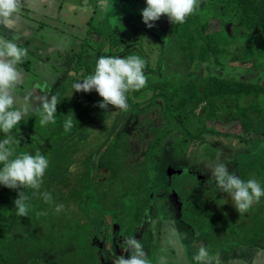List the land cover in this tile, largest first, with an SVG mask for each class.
<instances>
[{"label":"trees","instance_id":"1","mask_svg":"<svg viewBox=\"0 0 264 264\" xmlns=\"http://www.w3.org/2000/svg\"><path fill=\"white\" fill-rule=\"evenodd\" d=\"M230 1L233 6L230 9V13L234 12L236 14L238 24V27L234 29V34L250 31H258L259 34H264V0ZM216 5V0H200L197 15H192L185 23L172 24L170 20L167 21L168 26L165 29H169V32L175 34L177 37L179 34L180 38L190 40L193 49L189 46L190 50L192 49L187 55L189 65L195 61L202 63L209 61L208 57L210 52L218 54L222 51L217 44L229 42V39L223 36L221 29L218 31L213 29L214 25L212 22L219 21L217 19L219 8ZM144 25L119 26L120 31L123 30L122 32L124 34L118 35L112 33L109 35L106 38V43L109 41V51L101 53V55L118 58L136 55L143 60L148 59L147 66L150 65L149 59H153L152 55H154V58L158 60L157 68L162 67L159 64V60L162 64L165 57L163 54L164 48L160 45L158 47L152 45L155 40H161L160 36H158L157 31ZM133 26L137 29L135 30ZM97 31L95 28L92 32L97 33ZM89 34L91 32H88ZM150 38L152 40H149ZM198 46H201V52L198 56L200 59H196V55L193 54L196 53ZM187 47V45L183 46L184 51ZM256 51L257 55L252 59V66L263 69L264 47L259 44L256 47ZM87 52H90L89 46ZM100 57L86 59L87 64L85 65H82L81 62L79 63L76 74L71 75L72 85L70 94L60 95L59 100H57V114L54 124L49 123L46 126H41L39 123L40 115L38 113L26 125L25 129L28 133L20 135V137L23 136L27 141H34L36 144L34 146L35 152H40L49 162H52L54 159L52 154L53 146L57 144H60V146L69 145L71 139L76 140L77 136L85 132L93 133L95 126L101 125V127H104L108 122V112L110 113L111 106L105 111L98 106L102 102V98L95 90L90 93L75 92L76 90L73 87L74 84L83 82L89 75L94 74L96 61ZM193 57L195 59H190ZM91 58H93V54ZM215 63L216 65L221 64L218 60ZM148 73L149 71H144L146 77L149 76ZM145 90L148 92L147 96L149 92L152 93V99L150 97L149 100L154 101L156 98L163 100L160 111L161 125H158L159 129H156L155 132L149 135V148L147 149L145 147L147 151L152 149V154L157 150L156 147H159L165 141H162V139L168 134H171L168 137L176 134V139L172 145L176 150V155L187 154L190 145L193 148H197L203 141L204 136H212V140L232 137L236 139L238 145L253 144L252 141L246 140L247 138L245 136H251L257 131L256 125L259 123L257 121L262 118L260 97L264 95V84L227 79L217 74L208 76L205 83H200L197 79L186 82L165 79L157 83L149 84L145 87ZM127 95L128 103H132L133 98L138 97L137 92H129ZM146 99L143 97V100ZM140 106L138 103V106L133 111H130L131 113L123 114L120 112V117L122 118V121L120 120V130L123 129L129 114L137 116L143 113L145 114L144 121H150L148 120L149 117L146 116L151 112L150 108H140ZM69 118L73 122V127L69 132H65V120ZM211 121L221 123L222 128L235 123L241 132H236L233 135L227 132L224 133V130H217L215 128L216 126L209 127L208 123ZM168 126L171 128L167 133L166 129ZM116 133L117 131L110 141H115ZM20 137L18 135L15 137L17 142L20 141ZM258 141L260 142L261 139ZM117 142H121L115 146L119 153L118 157L124 162L128 161V143L126 139L123 138V140L120 139ZM63 149L62 147L59 150L62 151ZM261 149L247 158L251 164L250 167H245V158L239 157V178L243 181L247 182L249 179H252L249 176L251 171L249 169L253 170L258 165L264 167V148ZM97 150L93 151V155ZM149 156V161L151 162L158 159L157 155L153 154L151 156L149 154ZM89 158L91 159L92 157L88 156V163L85 162V158L84 161H81L79 166L82 168V171L79 173L69 171L72 165V159L68 154H62L59 158L54 159L51 166L52 178H49L48 173L45 172L40 194L34 195V190L32 189L24 190L25 195L28 197L26 203L30 205L29 213L26 217L16 214L14 201L18 198V191L0 187V247L10 233H13L15 237H19L20 241L19 245L11 253L0 250V264H19L17 261L25 262L33 257L45 254L56 255L59 253H62V257L56 258L54 261L56 263H60V259H63L64 264H100L98 250L93 246V239L98 235L96 224L92 217L84 212L82 206V197L88 186L90 187L92 184L87 170L90 164ZM144 158L142 157L139 160ZM109 159L114 161V159ZM81 160L83 159L81 158ZM138 162L141 163L143 160ZM144 164L146 166V163ZM109 168H114L115 173L110 176L111 179L109 177L104 178L95 187L94 193L98 197L97 202L100 205L102 201L105 205L103 212H110L111 216L117 221L120 219L118 217L119 214H133V219L136 221L134 223L135 225L133 224V233L129 234L131 235L130 238L138 239L139 237L141 243L142 241L146 243L148 239H151L153 233L146 227L145 223L147 217L146 212L151 205L148 186L146 184L144 186L143 184L146 181L145 174L138 180L139 177L133 171L132 176H136L134 183L136 184V180H138L140 182L139 185H132L133 188L127 193L121 191L123 193L120 196L121 199L115 200L114 194L111 191V189L114 191V188L111 185L114 182L117 183L118 180L121 185L129 186L131 180L129 178L126 179L124 176L126 166L124 168L122 166L115 167L110 162ZM111 181L113 182L111 183ZM94 184L91 190L94 188ZM19 191H23V189ZM194 191H197L199 196L198 198L193 196L194 199H198V202H192L193 207L191 206L189 208L190 215L188 217L191 221L195 220L194 215L196 213H200L201 209H205V216L203 215V217L210 218L211 222L213 221L215 224V227H212V224L209 222L210 225L206 231L219 235L223 233L226 238L225 241L232 238L235 239L238 235H245L244 237L248 236L247 238L253 247L258 250H264V236L263 238L257 237L260 224L264 225L263 218L259 217L261 222L257 218H252L251 221L253 223L249 221L252 212L256 211L257 208L258 214L264 217V209H261L262 206L264 207V203L260 205L254 203L245 213H239L238 211L235 212L229 209V215L227 214L225 216L223 215L224 210L222 211L221 206H213L206 200L205 196L211 195L209 192L202 191L201 187L197 184ZM44 192L51 194L52 203H45L42 195ZM56 192H61V194L56 196ZM205 193L206 195H204ZM132 196L136 201L128 199V197L131 198ZM87 197H90V194ZM136 203L141 204L138 209L133 207V212L131 210L130 212H126L130 207L129 204ZM58 205H63V209L59 213L55 210ZM213 209L214 211H212ZM224 209H226V206ZM124 221L122 220L118 223L120 229L124 231L123 234H126L129 231L127 232L126 226H122ZM244 225H247V227ZM206 231L204 230L203 232ZM29 232L32 234L22 237L24 233ZM225 232H232V234L229 233L227 237ZM142 238L146 239L142 240ZM69 246L72 247L71 250H68ZM4 254L10 255L5 256ZM32 264H42V262L36 261Z\"/></svg>","mask_w":264,"mask_h":264},{"label":"rangeland","instance_id":"2","mask_svg":"<svg viewBox=\"0 0 264 264\" xmlns=\"http://www.w3.org/2000/svg\"><path fill=\"white\" fill-rule=\"evenodd\" d=\"M90 4L92 5V2ZM90 4H80V19L73 20L77 24L82 22L79 31L77 29H75L76 31H72V29L64 30L62 34L63 40L58 39L57 36H54V39L51 40V36H48V41H52L53 49H60L63 52L66 51L70 53L69 59H64L62 64L54 66L58 68L57 71L54 69L51 71L50 77L52 79L49 80V83H47L51 86V89L49 88L46 90L51 92V95L48 97L49 100L51 97H55L57 101L59 100L60 95L70 94L72 85L71 75L76 74V69L79 63L81 62L82 65H85L87 64L86 59L98 58L103 55H101V53L109 51V41L106 43V38L112 33L118 35L124 34L122 32L123 30L120 31L118 26L127 27L130 25L144 24L141 13L142 10L147 7L146 0H115L112 2L102 1L100 4L102 9L98 8L95 12L92 11ZM216 4V6L219 8V14H217V19L219 21L212 22L214 25L213 29L215 31L221 29L223 31V36L229 39V42L217 44L222 51L218 54L210 52L208 57L209 61L205 63L195 61L193 64L189 65L187 60L189 58L187 55L193 49L190 44L191 42L189 39L180 38L179 34L178 37L175 36V34L169 32V29H164V27L167 25V21L169 20L167 16H162L159 21L154 22V27L151 29L157 31L161 40H155L152 45L155 47H158L159 45L163 46V54L165 57L162 64L159 60V64L162 66L160 68H157L158 60L154 58V55H152L153 59H149L150 65L145 66V68H147L146 70L149 71L146 87L149 84L157 83L158 81L165 79H175L178 82H186L188 80L197 79L200 83H205L208 76L217 74L227 79L246 81L254 84H264V68L258 69L255 66H252V59H254L257 55V45L260 44L264 47V34H259L258 31L239 32L238 34H234V29L235 27H238V24L236 14L234 12L230 13V9L233 7L231 1L216 0ZM197 13L198 11L193 15H197ZM188 18L189 17H187L186 20ZM220 23L222 24L220 25ZM95 28L98 30L97 33L92 32ZM133 28H135V26H133ZM136 29L137 28H135V30ZM43 31H46L50 34L51 30L48 31L47 29H44L38 32ZM88 32H91V34L88 35ZM149 40H152V38ZM81 42L84 43V47L82 49H80ZM186 45L188 47L184 51L183 46ZM88 46L90 48V52H87ZM189 46L192 48L191 50ZM200 52L201 46H198L196 53H193L197 56H195L196 59H200L198 57ZM92 54L93 58H91ZM74 56L77 58H82L83 56V58L79 59L77 63V59H73ZM195 58L193 57L190 59ZM28 59L31 60V65L33 64L31 69L34 70L35 59ZM144 60L147 64L148 59ZM217 60L220 61L221 64L216 65L215 61ZM62 71L64 74L59 77ZM57 77L59 78L56 80ZM45 78L46 77H43L41 79ZM39 83V81H34L32 85L26 84L25 87L29 89L34 87L37 88ZM36 88L33 90L24 91L20 97H15L16 99L20 100L19 104H16L15 106L18 108L27 107L29 111L17 128L14 129L12 133L14 137L17 135L20 137V135L27 134L28 132L25 129L26 125L31 121V119H33V117H35L36 114L40 113L42 110V107H39L35 104L34 94L37 92ZM147 93L148 92L145 90V88L137 91L138 97L133 98L134 100L132 103H128L129 107L127 111L115 109L111 106L110 113L108 112V122L105 126L103 125L104 127L97 125L94 127L93 133H82L76 137V140L71 139V143L69 145L60 146V144H57L52 147L54 159L59 158L62 154H68L70 156L72 159V165L69 171L72 173L81 172L82 168L79 166L81 161H84L85 158V162L88 163V156L92 157L91 159L89 158L90 164L89 168L87 169L88 177L92 184L90 187L88 186L82 197V206L84 212L90 215L96 224L99 237H97V235L93 239V246L98 250L100 264H116L121 256L125 258L130 256V252L127 250L124 241L131 237L129 234L133 233V227L136 221L133 219V214H119L118 217L120 219L117 221L111 216L110 212H103L105 205L102 201L100 205L97 202L98 197L94 193L95 187L101 181H103L104 178L109 177V179H111L110 176L115 173L114 168H109L110 162H112V165L115 167L122 166L124 168L126 166L127 168L124 176L126 179L129 178V180H131V184L129 186L121 185L118 180L117 183L114 182L111 185L114 188V191L112 189L111 191L114 194L115 200L121 199L120 196H122V192L127 193L133 188V186L139 185L140 182L138 180L143 177V174H145L146 181L143 182V184L144 186L145 184L148 186L149 195L152 199L151 203H153L152 207H149L146 212V227L156 233L158 230V224L152 223V221H155L154 219L158 216L159 221H162V224L165 225H163V228H161H166L164 231L165 234H173L181 238L186 237L188 242L185 245L188 249H191L193 246L195 247L194 237L196 236V243L201 244L202 242V246L208 253H210L211 250L214 249V246H220V243L222 244V240H217V238L208 236L207 234L205 235L203 232L204 230H207L208 226L210 225L209 222L212 224V227H215V224L213 221L211 222L210 218L203 217V215L205 216V209H201L200 213L198 212L194 215V221L189 222V219H187V217L190 215L189 208L191 206L193 207L192 202H198V192L194 191L196 186L195 181L198 182L202 191L213 192L216 196L220 197L209 198L208 196H205L206 200L211 205L221 206L222 211L224 210L223 215H229V209H232L236 212L237 210L234 207V202L231 200L230 194L224 193L215 187V180L211 177V167L214 166L218 161H222L227 165L230 172L235 173L239 177V157H244L245 167H250L251 164L248 162L247 158L261 148H264L263 95V97H260L262 118L257 121L259 122L256 125L257 131L251 136H245L247 138L246 140L252 141L253 144L238 145L236 139L232 137L212 140V136H204L203 141L197 148H193L190 145V147H188L189 152L187 154L176 155V150L172 146L173 141L176 139V134H174L172 137H168L171 135L168 134L162 139V141H165L159 145V147H156L157 150H155L153 153L154 155L158 156V159L151 162L149 161V154L151 156L153 155L152 149L147 151L146 148H149V135L155 132L156 129H159L158 125H161L160 111L162 109L163 100H161V98H156L154 101H151L149 99L150 97L152 99V93L149 92L148 96ZM143 97L147 99L143 100ZM138 103L141 105L140 108H150L151 112L146 115L149 117L148 120L150 121H144L145 114L143 113L137 116L129 114L128 119L125 121L124 128L120 130L119 127L121 126L120 124L122 121L120 112L123 114L131 113L130 111H133L134 108L138 106ZM208 124L209 127L216 126L215 128L217 130H224V133L227 132L230 135H233L236 132H241L238 130V127L235 123H232L225 128H222L221 123H217V121H211ZM170 128L169 126L167 127V133L169 132ZM116 131L117 133L115 141H110L111 138L115 136ZM4 138L5 134L0 132V141H2ZM123 138H125L128 143L127 154L129 155V160L125 162L122 161L120 157H118L119 153L115 147L121 143L117 141L120 139L123 140ZM259 139H261L260 142L258 141ZM34 146H36L34 141H27L23 138V136L20 137L19 142L11 145V147L14 149V155H19L25 152L35 155L36 152ZM62 147L64 149L60 151L59 149ZM95 150H97V152H95L93 155V151ZM142 157H145L142 160L144 163H146V166L143 162H138L142 161L139 160ZM81 158L83 160H81ZM109 158L114 159V161L110 160ZM53 160L52 162H49V166L46 170L49 178H52L51 166ZM249 170H251L249 176L252 179H255L260 184L261 188L264 189V167H260L258 165L253 170ZM133 171L136 173V176L139 177L138 180H136V184L134 183V178L136 176H132ZM188 173H192L193 176ZM195 177H197V180ZM112 182L113 181H111V183ZM93 183H95L94 188L91 190ZM0 187L4 186L0 185ZM161 187L163 188V194L161 192ZM165 188L168 191L166 190L165 192ZM60 194L61 192L55 193L56 196ZM89 194L90 197H87ZM159 194H162V198L156 201L159 197ZM204 195H206V193ZM193 196L197 198L194 199ZM128 199L135 200L133 196L131 198L128 197ZM257 203L258 205L264 203V196H262L255 204ZM140 205V203L129 204L130 207L126 210V212H130V210L133 212V207L138 209ZM225 206L226 209H224ZM100 209L101 211H99ZM217 209L219 208L217 207ZM261 209H264V207L262 206ZM212 211H214V209ZM259 217L263 218L264 222V217L258 214L257 208L256 211L252 212V215L249 217L251 218L249 221L253 223L251 221L252 218H257L259 220ZM182 219H185L184 222ZM122 220H125L122 223V226H126L127 232L129 231L126 234H123L124 231H122L119 227L118 222H121ZM259 221L261 222V220ZM245 227H247V225ZM220 232L222 233V231ZM229 233L232 234V232H225V235L228 237ZM28 234L31 235L32 233H24L22 237H26ZM244 236L245 235H238L234 241L240 244L252 246L250 240L247 238L248 236ZM263 236L264 225L260 224V227L257 231V237L263 238ZM19 242V237H15L13 233H10L8 234L7 239L1 245L0 250L11 253L13 249L19 245ZM71 248L72 247L69 246L68 250H71ZM161 249L164 250L162 247ZM154 252H158V249L154 250ZM4 255L9 256L10 254ZM58 257L61 258L62 253L56 255L45 254L30 258V260L25 262H17L19 264H32L36 261H41L42 264H64V260L60 258V263L54 262Z\"/></svg>","mask_w":264,"mask_h":264},{"label":"clouds","instance_id":"3","mask_svg":"<svg viewBox=\"0 0 264 264\" xmlns=\"http://www.w3.org/2000/svg\"><path fill=\"white\" fill-rule=\"evenodd\" d=\"M147 7L142 10L143 23L154 27V22L162 16H167L172 24H183L186 18L195 14L200 7V0H146ZM22 0H0V27L11 29L18 18ZM27 56V49L18 46L14 39L0 38V132L5 138L0 141V185L18 191V198L14 201L16 214L26 217L30 205L26 203L28 197L25 189L34 190V195L40 194L43 177L49 166L48 159L40 152L35 155L21 153L14 155L11 145L17 141L12 135L13 130L28 114L27 107H16L14 91L20 82L17 65ZM145 60L136 55L126 58L101 56L96 61L94 74L89 75L83 82L73 85L75 92L90 93L95 90L102 98L99 107L108 110L109 106L122 111L128 110V93L137 92L147 85L144 74ZM41 126L55 123L57 101L55 97L45 98L41 102ZM73 127L72 120L66 119L64 129L69 132ZM211 177L215 180V187L230 194L234 207L239 213L247 212L254 203L264 196V189L255 179L247 182L229 171L227 165L218 161L211 167ZM23 189V191H19ZM45 203H52L51 194L44 192ZM63 205L56 206L59 213ZM130 256H121L116 264H150L147 253L141 242L135 238L124 241ZM208 252L201 246L193 257L196 264H206Z\"/></svg>","mask_w":264,"mask_h":264},{"label":"crops","instance_id":"4","mask_svg":"<svg viewBox=\"0 0 264 264\" xmlns=\"http://www.w3.org/2000/svg\"><path fill=\"white\" fill-rule=\"evenodd\" d=\"M102 1L112 2V0H22V7L18 18L11 29L0 27V38L14 39L18 43V46L27 49L28 53L22 63L17 65V70L20 73V82L14 91L15 97H20L24 91L36 88L29 89L25 87L26 84L32 85L34 81H39L40 83L36 88L37 92L34 95L35 104L41 107V101L51 95L50 91H46L51 87L47 84L52 79L50 77L51 71L53 69L57 71L58 68L54 66L60 65L64 59L70 58V53L63 52L60 49H53L52 41H48V36H51V40L54 39V36L63 40L62 34L64 30L72 29V31H76L75 29H77L79 31L82 22L77 24L73 20L80 19V4H90L92 2V5L90 4L91 9L95 12L98 8L102 9L100 6ZM44 29L51 30L50 34L46 31L38 32ZM83 47L84 43L81 42L80 49ZM28 58L35 59L34 70L31 69L33 64L31 65V60ZM73 59H77L78 61V59L82 58L74 56ZM63 74L62 71L59 77ZM43 77L46 78L41 79ZM19 102L20 100L16 99L17 105ZM154 220L152 223L158 224L157 232L155 233L149 229L153 233L152 240L148 239L146 243L143 241L141 243L144 251L147 253L150 264H196L193 257L203 245L202 242L201 244H197L195 236V247L193 246L191 249H188L185 245L188 242L186 237L181 238L173 234H165L166 228L161 229L164 225L162 221H159L158 216ZM184 220L182 219L183 222ZM188 221L191 222L190 219ZM206 232L204 233L208 236L222 240L220 246L215 244L214 249L208 253L206 264H264V250H258L253 246L237 243L234 241V238L225 241L223 233L219 235L213 234L210 231ZM144 239L146 238H142V240ZM137 240H139V237ZM204 246L206 247L205 244ZM157 249L158 252L155 253L154 250Z\"/></svg>","mask_w":264,"mask_h":264},{"label":"flooded vegetation","instance_id":"5","mask_svg":"<svg viewBox=\"0 0 264 264\" xmlns=\"http://www.w3.org/2000/svg\"><path fill=\"white\" fill-rule=\"evenodd\" d=\"M144 26H146V25H144ZM166 26H168V24H167ZM118 27H119V26H118ZM164 29H165V27H164ZM124 126H125V124H124ZM124 126H123V128H124ZM125 129H126V128H125ZM188 174H191V175L193 176L192 173H188ZM238 174H239V169H238ZM195 179L197 180V177H195ZM195 182H196L197 185H199L197 181H195ZM199 186H200V185H199ZM162 189H163V188L161 187V192H162V194H163ZM166 190H167V189L165 188V192H166ZM201 190H202V189H201ZM167 191H168V190H167ZM206 192H207V191H206ZM208 192H209V191H208ZM209 193L211 194V195H209V196H211V197L208 196L209 198H220L219 196H216L215 193H213V192H209ZM162 194H159V197H158V199H157L156 201H158L159 199L162 198ZM156 201H155V202H156ZM151 207H152V203H151V205H150V208H151Z\"/></svg>","mask_w":264,"mask_h":264}]
</instances>
